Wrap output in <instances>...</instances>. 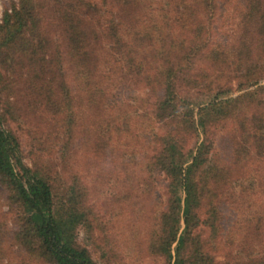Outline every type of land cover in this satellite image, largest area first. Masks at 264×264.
<instances>
[{
	"label": "trees",
	"instance_id": "16d2710c",
	"mask_svg": "<svg viewBox=\"0 0 264 264\" xmlns=\"http://www.w3.org/2000/svg\"><path fill=\"white\" fill-rule=\"evenodd\" d=\"M230 10L237 20L218 42ZM263 80L264 0L14 1L0 18V186L20 212L11 238L0 222V244L29 264H120L112 209L94 211L89 187L54 178L44 159L24 163L10 123L40 150L47 133L72 129L80 107L110 125L121 92L140 86L147 105L118 123L136 131L146 119L142 178L122 154V169L97 177L120 223L145 231L139 240L164 264H264ZM146 184L165 198L138 227L130 210ZM232 211L247 214L232 223ZM82 226L99 260L79 243Z\"/></svg>",
	"mask_w": 264,
	"mask_h": 264
},
{
	"label": "rangeland",
	"instance_id": "374dc122",
	"mask_svg": "<svg viewBox=\"0 0 264 264\" xmlns=\"http://www.w3.org/2000/svg\"><path fill=\"white\" fill-rule=\"evenodd\" d=\"M14 1L16 0H0V18H2L7 8L11 10ZM233 15L234 14L230 10L225 13L223 20L220 21V27L222 28H219L220 31L215 35L218 42L220 40L223 42L221 37H226V32H230L229 30L234 27V22L237 19L234 18ZM262 82L264 83V80ZM121 93V97L124 98V100L122 104L116 106L114 114H112L111 117L108 116V123L110 125L105 126L106 120L108 119L100 116L97 111L86 114L80 107L78 113L79 117L72 129L68 132H63L61 129L55 133H47L44 137V144L40 150L32 146L31 138L28 136L27 132L21 130L15 123H10V125L20 139L22 160L24 163L32 166L34 160L44 159L54 178L57 176L56 178L62 181L65 180L69 183L72 181V178L78 179L77 181L80 182L81 185H87L89 187V196L91 197L90 205L94 211L95 208L100 212L108 211L106 207L112 209L109 219L113 221V224L109 230V235L112 239L111 247L117 252L120 264H164L163 256L156 255L149 251L147 246L140 241L139 231L142 233L141 235H143L145 231L135 230V233H130L129 230L126 231L128 225L120 223L119 213L113 212V207L117 202H114L110 193V196H108L104 190L100 189V180L97 179L103 171H105L106 174H110L112 173L111 171H119L123 168L124 165H120L119 154H122L121 160L124 159L126 162L130 161V164L137 166L140 178H142L141 174L144 172L141 170V166L144 165V155L142 152L148 149L149 142L145 138L147 134L140 128L146 123V119L140 120L142 117L137 118L138 122L135 125L136 131H132L133 129L131 126L125 130L126 124L118 123V121L123 114H131L135 110L143 111L142 107L147 105V97H144L145 90L140 86H136L128 90L124 89ZM240 93L241 92L237 91L234 95ZM100 120L103 121L104 131L102 132H98L99 128L95 130V126H100ZM132 132L134 133L133 136H129ZM109 140H111L112 144L107 148L106 142H109ZM114 178L115 176L110 180L108 185L111 186ZM95 182L99 185L95 186ZM58 183H60L59 180L56 181V184ZM147 187L150 186L146 184L142 188L141 186L138 187L139 191H137V193L140 196V201L133 208V212L130 210V217L137 222H135V225L138 227L142 221L141 219L146 218L144 214L148 210L149 213H147V216L149 218L152 216H159V211L165 198L158 194V192L160 193L164 190L161 184H157L156 186L153 184L149 188V190L152 189L150 193L145 192L144 189ZM3 189L4 188L0 186V222H7L4 237L11 238L13 230L18 228L14 221L15 210L17 209V212H20V210L17 207L14 211L10 212L12 208L10 202H8V199L5 197L4 193H2V191H4ZM137 199L138 197L135 198V200ZM248 211L251 210L248 209ZM236 214V211L230 213L232 223H235L238 219H240L241 223L243 221L242 216H245L247 213L244 215L239 214V218H237ZM128 221L130 222V219H128ZM78 241L80 244L89 247L90 250L93 251L94 257L99 260V251H95V241L89 238L88 232L83 226L78 229ZM8 243L5 242L0 244V247H2V249H0V264H29L28 260H23L25 257L19 254L17 246H12L11 248ZM12 249L15 250L14 253Z\"/></svg>",
	"mask_w": 264,
	"mask_h": 264
}]
</instances>
